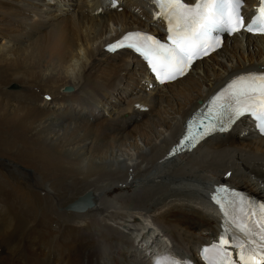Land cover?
Listing matches in <instances>:
<instances>
[{"label": "bare ground", "instance_id": "obj_1", "mask_svg": "<svg viewBox=\"0 0 264 264\" xmlns=\"http://www.w3.org/2000/svg\"><path fill=\"white\" fill-rule=\"evenodd\" d=\"M118 1L112 8L101 0H0L8 49L0 50V67L28 89L9 93L18 98L11 107L0 98V114L21 135L32 128L40 150L20 137L5 141L12 149L4 146H23L40 176L2 165L45 192L28 203L1 188L0 264H151L144 246L162 252L167 239L182 258L198 260L199 249L220 235L209 203L214 185L264 199V137L247 120L192 153L168 156L214 92L237 76L264 73V37L227 36L186 77L157 86L143 60L104 49L125 32L161 26L152 0ZM88 193L86 211L64 210Z\"/></svg>", "mask_w": 264, "mask_h": 264}, {"label": "snow or ice", "instance_id": "obj_2", "mask_svg": "<svg viewBox=\"0 0 264 264\" xmlns=\"http://www.w3.org/2000/svg\"><path fill=\"white\" fill-rule=\"evenodd\" d=\"M152 2L167 22L171 44L160 43L151 36L136 33L134 37H129L136 43L127 47L134 48L148 60L161 82H164L163 77L174 79L183 75L194 59L206 56L219 47V33L233 34L243 29L253 34H264V0H261L259 15L254 13L250 19H246L241 12L244 0H198L194 6L186 0ZM213 33L217 35L213 36ZM125 46L123 42H117L110 46V50ZM222 101L216 111L221 131L227 130L245 114L259 121L258 127L264 131V73L238 76L228 85ZM235 223L248 243L245 244L235 236L230 237L225 232L220 236L218 244L203 250L207 264H264V206L259 214L245 213ZM229 247L236 250V259L228 251ZM156 264H180V261L164 257L157 260Z\"/></svg>", "mask_w": 264, "mask_h": 264}, {"label": "rangeland", "instance_id": "obj_3", "mask_svg": "<svg viewBox=\"0 0 264 264\" xmlns=\"http://www.w3.org/2000/svg\"><path fill=\"white\" fill-rule=\"evenodd\" d=\"M53 1L55 2V0H51L50 2H53ZM33 19L36 21V24H37V22H39V16L38 17L34 16ZM1 40L2 39L0 38V50L4 49L3 52H6V50H8V49L4 48L5 42L3 40L2 41ZM1 42H3V44ZM3 52L1 51L0 53H3ZM242 55H244V53H242ZM125 57L130 58V56H128V57L125 56ZM207 64L211 65L212 62L207 63ZM207 64H205V65H207ZM0 68L2 69V70L0 69V98H4L6 96L5 102L8 103V105L11 107V105L17 104L18 101H15V100H17L18 98H14V97L9 96V93L16 92V91L17 92H23V91L28 90V89H26L27 88L26 86H21L19 84H18L19 88L14 89L13 88L14 82L11 81V77H10L11 73L8 70L6 71L2 67H0ZM22 69L24 70V68H22ZM2 74L4 77H6L5 81L2 80V77H1ZM33 83H35V82H33ZM70 87H72V86H70ZM64 88H62L61 90L63 91ZM33 90L36 92L32 91L31 93H40V90L37 87H33ZM62 91H61V93H62ZM46 98L49 99V97H46ZM37 106H39V105H37ZM12 110H13V108H12ZM12 110H9V113H14V111H12ZM2 112L3 111L0 110V113H2ZM1 117L2 116L0 114V189L3 187L9 188L10 191L15 192V193H19L18 195H19V198L21 201H25V202L30 203L31 201L35 200V198L32 196H36L34 193L37 192L36 188L34 190H32V189L30 190V188L28 186H26L27 184H30L31 180L26 179L24 177H20L17 180L13 179V177L7 171V169L5 167H3L2 163L3 164H6V163L10 164L11 163L12 165H15L16 168L20 169L21 172L30 173V174H32V176L37 177V178L40 176V173L38 172V165H37L39 163L36 162L35 164H33V163L28 162L29 159L28 158L26 159L24 156L25 152L23 153V146H22L21 152L20 151L16 152V149H14L15 152H9V150L7 148L12 149L13 146L11 144L5 143V141H12L15 139H19V137H20L19 144L25 145L26 147H28L32 150H35V151L40 150L39 143L37 142V139L34 135V132H31L32 128L29 129L28 133H26V134L22 133L23 135H21L19 132H16V130H14V128L13 129L10 128L11 127L10 125H9L10 127L7 126V124H6L7 121H5L6 119L3 120V117L2 118ZM43 117H44L43 114L40 115L38 117V120L42 119ZM11 124H13V123L11 122ZM133 125H135V124H133ZM14 133H16V134H14ZM4 143L6 144L7 148L4 146ZM15 145H17V144H15ZM22 156H24V157H22ZM41 178H43L42 175H41ZM56 178H57L56 176H51L49 178H46V180L53 181ZM0 191H2V189ZM31 194H32V196H31ZM36 194L38 196H41L42 198H45V195H44L45 192L41 193V191H40V193H39V191H38ZM69 204L70 203H66V207ZM64 210L68 213L72 212V211H67L66 209H64ZM132 228H134V227H132Z\"/></svg>", "mask_w": 264, "mask_h": 264}, {"label": "water", "instance_id": "obj_4", "mask_svg": "<svg viewBox=\"0 0 264 264\" xmlns=\"http://www.w3.org/2000/svg\"><path fill=\"white\" fill-rule=\"evenodd\" d=\"M14 89H18V85H13ZM65 90L71 91V88H66ZM92 205V201L90 198V194H85L84 196L80 197L73 203L69 204L66 208L67 210L75 211V212H84Z\"/></svg>", "mask_w": 264, "mask_h": 264}]
</instances>
